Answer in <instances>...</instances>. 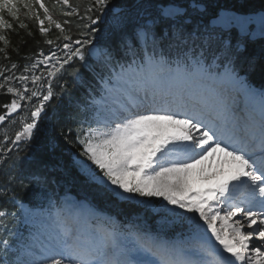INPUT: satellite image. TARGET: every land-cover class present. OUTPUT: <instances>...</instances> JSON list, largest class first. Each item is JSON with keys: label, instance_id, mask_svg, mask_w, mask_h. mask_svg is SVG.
I'll return each mask as SVG.
<instances>
[{"label": "snow or ice", "instance_id": "1", "mask_svg": "<svg viewBox=\"0 0 264 264\" xmlns=\"http://www.w3.org/2000/svg\"><path fill=\"white\" fill-rule=\"evenodd\" d=\"M79 7L70 0H55L51 7L44 0H0V54L8 61L0 67V90L12 94L10 103L3 105L0 124H16L18 120L20 127L9 142H30L42 116L48 118L49 101L59 96L54 85H59L69 68L80 78L73 61H85L87 49L105 67L110 66L107 81L101 77L108 92L116 88L113 80H123L128 87L116 89L119 96L115 107H108V98L103 94L98 100L91 98L94 123L75 121L74 142L82 146L81 156L99 172L83 161L82 170L103 194L138 205L145 214L155 213L164 227L185 229L189 237L187 242L171 246L138 237L129 246L119 241L116 232L84 236L63 228L50 233L47 241L37 247L35 240L8 238L14 233L6 222L15 213L0 208L4 231L0 237V264H264V92L259 97V121L250 117L241 123L235 118H214L200 106L194 87L198 82L216 79L243 83L234 59H227L233 54V46L225 33L239 30L247 34L249 20L225 13L216 16L211 25L188 30L191 21L180 7H160L157 15L151 16L147 11L150 5L144 6L148 18L133 27L126 44L131 49L142 42L144 54L139 63L132 59L116 71L113 53L97 47L93 36L109 14L119 15L116 27L123 31L130 21V9L140 6L88 0L80 19L87 21L85 27L90 30L80 33L84 39H74L69 34L71 29L63 26L71 21L59 22L54 13L80 16ZM25 20L36 22L43 42L51 47L47 54L40 50L39 59L34 54L23 57L26 63L20 71L8 50L19 55V47L11 43L13 33L20 35L17 29L32 36ZM160 25L166 27L157 31ZM53 27L59 32L55 39L49 35ZM259 35L264 38V16L260 18ZM165 43L184 45V59L172 61L162 51L158 56L155 48L163 49ZM214 46L217 54L212 64L221 55L226 57L222 74H214L208 62L207 53ZM56 49H61L63 55ZM41 65L44 70L35 74ZM16 71H20L19 76ZM14 79L21 86H12ZM29 81L31 87L27 86ZM23 101L28 102L26 106ZM88 107L86 104L85 111ZM22 108L26 114L13 117ZM72 133L71 122L66 130L60 129L65 140ZM11 151L7 144H0V165L7 167ZM14 179L8 176L6 183ZM32 179L46 183L42 175H33ZM3 191L7 195V188ZM27 214L37 215L30 210ZM245 225L250 231H245Z\"/></svg>", "mask_w": 264, "mask_h": 264}, {"label": "trees", "instance_id": "2", "mask_svg": "<svg viewBox=\"0 0 264 264\" xmlns=\"http://www.w3.org/2000/svg\"><path fill=\"white\" fill-rule=\"evenodd\" d=\"M130 1L132 0H113L114 4H129ZM148 3H162L165 4L171 0H146ZM174 1V0H173ZM208 7L212 8V6L216 5L219 7H223L225 9H231L233 11H239V12H253L257 10H264V0H206L205 1ZM46 5L51 7L52 4L55 3V0H45ZM70 3L73 5L80 4V7L78 9L80 16H74V17H64L60 15L58 12L59 16H61V22H63L65 19H68L71 21L70 25H63L66 29L70 28V35H72L73 38H81L84 36H81V32H89L90 28H86L85 24L87 23L86 20H81L80 17L85 15L84 12V5L88 3V0H70ZM7 18V17H6ZM24 19V17H21ZM25 22L28 24V31H31L32 36L26 35V30H20L19 31L20 35L17 36L15 33L11 35V43L15 46L19 47V55L15 51H12L10 48L9 51V56L11 58V61L16 62L18 65L21 64V62L25 59L23 57L29 55V54H37L38 51L41 49H44L47 47V44H45L44 37L39 33L38 31V25L36 24L35 21L32 20H25ZM15 25V21H13ZM59 34L57 29H50V38L55 39V37ZM26 41V43H25ZM260 45V49L264 50V41L261 43H258ZM0 46H3L2 43H0ZM255 47L251 46V51H254ZM261 52V51H260ZM257 56L261 55H255L252 54L250 58L255 57L257 61L256 63V68L259 66L264 71V58H259ZM5 63H8L3 57L2 54H0V66L4 65ZM8 100L7 95L5 94L4 91H0V108L3 104H5ZM52 140V139H50ZM53 140H55L59 144H63L65 141L64 139L60 136V133H56L55 137H53ZM18 195V192H17Z\"/></svg>", "mask_w": 264, "mask_h": 264}, {"label": "water", "instance_id": "3", "mask_svg": "<svg viewBox=\"0 0 264 264\" xmlns=\"http://www.w3.org/2000/svg\"><path fill=\"white\" fill-rule=\"evenodd\" d=\"M190 8H197L198 10H203V7H201V6H194L193 4L190 5ZM219 15H224V13L220 12L217 16H219ZM232 16H237V15L232 14ZM237 17H239V16H237ZM214 19L215 18H212L210 20V22L213 23Z\"/></svg>", "mask_w": 264, "mask_h": 264}, {"label": "rangeland", "instance_id": "4", "mask_svg": "<svg viewBox=\"0 0 264 264\" xmlns=\"http://www.w3.org/2000/svg\"><path fill=\"white\" fill-rule=\"evenodd\" d=\"M110 20H111V24H116V22L119 20V15H112V17H110L108 21Z\"/></svg>", "mask_w": 264, "mask_h": 264}]
</instances>
